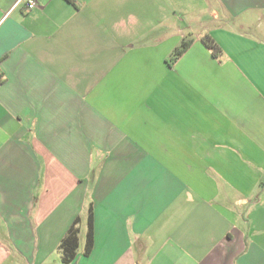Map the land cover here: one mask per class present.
<instances>
[{"label": "crops", "instance_id": "crops-1", "mask_svg": "<svg viewBox=\"0 0 264 264\" xmlns=\"http://www.w3.org/2000/svg\"><path fill=\"white\" fill-rule=\"evenodd\" d=\"M34 1L0 0V264L77 220L70 264H264V0Z\"/></svg>", "mask_w": 264, "mask_h": 264}, {"label": "trees", "instance_id": "trees-1", "mask_svg": "<svg viewBox=\"0 0 264 264\" xmlns=\"http://www.w3.org/2000/svg\"><path fill=\"white\" fill-rule=\"evenodd\" d=\"M201 43L210 52L213 58L218 59L222 55L221 49L210 36L208 35L203 36L201 38ZM191 44H192L191 40L182 41L181 44L177 48H175V50L171 54L169 58L170 62L174 63L177 59H179L189 49ZM77 224H78V220L69 229L67 235L62 240L59 246V252H60L62 264H70L77 255V250L79 248L78 230L75 227ZM87 226H88V230H87L86 240L83 249L84 256H88L90 254L93 246L91 211L88 216Z\"/></svg>", "mask_w": 264, "mask_h": 264}, {"label": "built area", "instance_id": "built-area-1", "mask_svg": "<svg viewBox=\"0 0 264 264\" xmlns=\"http://www.w3.org/2000/svg\"><path fill=\"white\" fill-rule=\"evenodd\" d=\"M25 4L28 10H32L36 8L37 4L34 0H15L14 6H18L19 4Z\"/></svg>", "mask_w": 264, "mask_h": 264}]
</instances>
